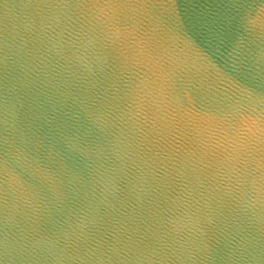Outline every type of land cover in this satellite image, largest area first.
<instances>
[{
    "label": "water",
    "instance_id": "obj_1",
    "mask_svg": "<svg viewBox=\"0 0 264 264\" xmlns=\"http://www.w3.org/2000/svg\"><path fill=\"white\" fill-rule=\"evenodd\" d=\"M0 264H264V0H0Z\"/></svg>",
    "mask_w": 264,
    "mask_h": 264
}]
</instances>
